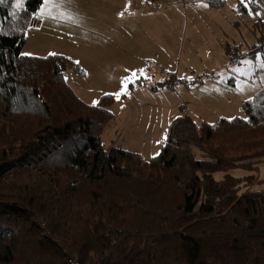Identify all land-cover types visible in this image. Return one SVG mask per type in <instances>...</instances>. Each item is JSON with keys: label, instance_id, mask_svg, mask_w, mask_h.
<instances>
[{"label": "trees", "instance_id": "trees-1", "mask_svg": "<svg viewBox=\"0 0 264 264\" xmlns=\"http://www.w3.org/2000/svg\"><path fill=\"white\" fill-rule=\"evenodd\" d=\"M246 2L258 18L244 56L264 60V5ZM12 4L0 3V264H264V89L245 119L177 120L146 164L104 142L114 115L70 86L76 63L22 53L43 0Z\"/></svg>", "mask_w": 264, "mask_h": 264}, {"label": "rangeland", "instance_id": "rangeland-1", "mask_svg": "<svg viewBox=\"0 0 264 264\" xmlns=\"http://www.w3.org/2000/svg\"><path fill=\"white\" fill-rule=\"evenodd\" d=\"M25 1L13 0L14 10H21ZM143 1L147 6L143 17L130 13V8L145 7L139 0H68V7H72L70 13L74 17L80 10L84 15L96 16L98 23L102 20L99 10L104 8L107 11L108 6L114 10L118 19L112 18L111 22L117 24L120 19L129 36L135 38L137 49L132 59L136 60L133 71L139 78L128 85L127 94L133 93L131 86H135L144 88V94L155 97L140 96L124 107L127 94L119 99L115 95H106L118 93L116 84L100 82L101 77L92 79V71L73 59L70 60L80 66L81 72L74 74L70 70L67 79L70 84L80 85L79 92H92L97 96L94 105H101L114 115V120L106 127L104 142L108 145L118 139L119 147L138 154L148 164L165 146L170 126L185 116H189L198 128L203 122L215 124L221 119H245V101L253 99L264 89V60L261 56H244L255 43L253 26L258 18L254 14L249 17L242 14L238 6L239 3L246 6V0H161V15L157 14L158 0ZM259 1L264 5L263 0ZM124 2L128 5L126 13L129 18L121 20ZM50 6L43 3L41 9L46 10L38 15L42 18L54 14ZM91 8L95 14L91 13ZM69 22L79 23L80 31L85 30L80 21ZM55 31L47 30L45 34L53 36ZM34 32L31 27L29 39ZM156 33L158 38L154 37ZM157 42L168 46L165 53L160 45H155ZM33 50V45L28 44L23 54H32ZM123 65L130 67L125 62ZM94 66L91 67L93 71ZM145 71L147 75H144ZM230 174L244 178L250 172L236 168ZM223 175L219 172L215 177L222 178ZM257 177L262 182L255 188L264 190V161L258 166ZM242 187L247 188L245 184Z\"/></svg>", "mask_w": 264, "mask_h": 264}, {"label": "crops", "instance_id": "crops-1", "mask_svg": "<svg viewBox=\"0 0 264 264\" xmlns=\"http://www.w3.org/2000/svg\"><path fill=\"white\" fill-rule=\"evenodd\" d=\"M139 1L141 3L144 2L145 7L130 8V13L134 16L140 15L143 17V12L147 8L146 1ZM59 3L60 0H54L53 4L50 6V11L54 14L46 15L45 17L42 16V18L38 15L39 26L35 28L33 27V30L36 32L33 33L30 39L28 38L22 49V53L26 46L31 44L34 47V50L32 54L26 53L28 56L45 57L55 53V55L73 59L76 62H79L77 64L84 65L88 70L90 69L92 71V79L101 77L100 82L115 83V90L120 92L122 88V84H120L122 78L127 76L130 71L135 70L134 66L136 60L132 59L134 50H137L135 38L129 36V31L120 24V19L117 24L111 22L112 18L118 19V16L113 9L112 11L110 10V6L107 7L108 12L104 8L99 10L100 18L102 19L99 23L96 20V16L92 18L90 15H84L78 10V21L84 25L83 27L85 29L81 32L77 27V25L79 26V23H75L76 25L72 24L65 18L68 16V13H70V9H72L71 6L68 7V0H64V3L60 7L55 6ZM127 6V3L124 2V7L121 10V13H123L120 16L121 20L122 18H129L126 13ZM157 10V14L161 15V0H158L157 2ZM40 12L41 11H39L38 14H40ZM61 12H63L64 15H62ZM91 13L95 14L93 8H91ZM90 17L92 18L91 21L89 20ZM92 26H95L94 28L97 30L90 28ZM51 29L56 30L53 36L46 35V31ZM154 37L158 38V33L154 34ZM155 45H160V49L164 53L166 52V49H168L166 44L160 42H157ZM124 62L130 65V67H124ZM94 64H96V66H94ZM93 66L95 69L94 71L91 69ZM122 70H124L123 74ZM110 72H112L111 78ZM165 74L166 73H162L161 75ZM144 75H147L146 71ZM156 77L159 78L157 75ZM160 77L163 78L164 76ZM70 86L74 90L76 89L75 92L83 101L90 105H94V100L95 98L97 99V96L92 92H79L77 89H79L78 86L80 85L70 84ZM131 88L130 91L133 90V93L125 96L126 100L124 102L125 104H123L124 107H127V105L132 101L137 100L140 96H142V98L155 97L153 94H144L142 92L145 91L144 88L137 89L135 86H132Z\"/></svg>", "mask_w": 264, "mask_h": 264}, {"label": "snow or ice", "instance_id": "snow-or-ice-1", "mask_svg": "<svg viewBox=\"0 0 264 264\" xmlns=\"http://www.w3.org/2000/svg\"><path fill=\"white\" fill-rule=\"evenodd\" d=\"M3 0H0V3H2ZM54 0H43V3L45 6H48L50 4H53ZM64 3V0H60V3L59 4H56L55 6L57 7H60L62 4ZM20 6V3L18 2L17 3V7ZM46 10V8H42L41 9V13L43 14V12ZM123 13H121L122 15ZM63 15V14H62ZM66 19H68L69 21H72V22H78V16L77 17H74L71 13L68 14L67 17H65ZM27 55V54H25ZM50 55H55V53H52ZM79 63V62H77ZM141 74H143V70H141ZM139 77L137 76V73L135 71H133L131 73L130 76L128 77H125L124 80L122 81V88H121V91L118 92V93H114V94H106V95H115L117 99L120 98L121 95H124V94H127V89H128V85L131 83V84H134L135 83V80L138 79ZM97 103V102H94V104Z\"/></svg>", "mask_w": 264, "mask_h": 264}, {"label": "built area", "instance_id": "built-area-1", "mask_svg": "<svg viewBox=\"0 0 264 264\" xmlns=\"http://www.w3.org/2000/svg\"><path fill=\"white\" fill-rule=\"evenodd\" d=\"M31 26L34 27V28L39 26V18H38V16H34L33 17L32 22H31ZM40 225L43 226V223L40 222ZM67 264H81V262L78 259V257H76L74 255H69L68 258H67Z\"/></svg>", "mask_w": 264, "mask_h": 264}]
</instances>
